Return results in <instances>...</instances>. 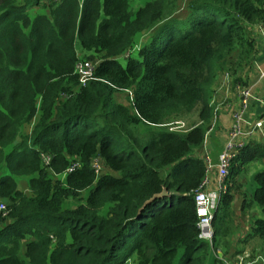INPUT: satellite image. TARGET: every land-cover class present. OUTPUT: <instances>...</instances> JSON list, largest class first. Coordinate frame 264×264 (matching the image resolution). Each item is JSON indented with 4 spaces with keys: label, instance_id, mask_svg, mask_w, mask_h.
Listing matches in <instances>:
<instances>
[{
    "label": "trees",
    "instance_id": "1",
    "mask_svg": "<svg viewBox=\"0 0 264 264\" xmlns=\"http://www.w3.org/2000/svg\"><path fill=\"white\" fill-rule=\"evenodd\" d=\"M179 2L0 0V264H171L179 247L177 264H205L234 236L264 240V215L241 234L232 225L236 172L264 163V139L248 137L231 158L210 243L197 236L193 201L212 84L223 70L248 83L264 0H187L181 16ZM82 58L93 63L84 83ZM127 89L128 104L114 98ZM195 105L197 122L174 127ZM94 158L107 170L95 172ZM252 177L241 212L264 211V165Z\"/></svg>",
    "mask_w": 264,
    "mask_h": 264
},
{
    "label": "crops",
    "instance_id": "2",
    "mask_svg": "<svg viewBox=\"0 0 264 264\" xmlns=\"http://www.w3.org/2000/svg\"><path fill=\"white\" fill-rule=\"evenodd\" d=\"M255 39H256V56L254 57V65L253 73L248 78V84L251 88L252 96L250 98L248 108L243 112V118L249 121L254 120V118L264 115V21L260 22L258 26L255 27ZM234 85L231 90L226 92L215 90V82L212 84V91L209 97V104L212 107V117L209 127L205 131V135L202 141V144L197 150L196 154L202 158V153H206L210 160V168H209V179L205 184V188L208 190H215L216 188V160L218 151L221 149L225 142L226 131L229 128L232 119L231 112L233 107L238 102V94L233 91ZM129 90V89H127ZM130 93V92H129ZM217 105V108H216ZM196 115H197V105H195ZM192 121H196V116L193 115ZM197 122V121H196ZM246 122H244L245 124ZM251 136L258 137L264 139V132L260 133L258 131L254 132ZM203 160V158H202ZM256 160L249 161L245 168L243 169L247 175L251 176L253 169L255 168ZM205 163V161L203 160ZM208 178V177H207ZM239 179V178H238ZM250 188V187H249ZM256 208L254 205L247 209V211L253 210L256 212ZM233 211L235 213L240 212L241 209L238 208L236 210L235 205H233ZM238 213V214H240ZM241 215V214H240ZM248 226V222L245 224ZM235 237V236H234ZM234 237L231 238L229 249L226 253H222L219 248H216L213 252V260L216 256L221 260V263L218 261L212 262L213 264H224V259H230L233 263H235V254L238 252L247 251L253 256H263L262 251V243L260 238L251 237L246 243H237L234 242ZM258 240L259 243L256 245H251L252 240ZM237 246H242V251H238L231 255V252L235 250ZM264 257V256H263ZM252 264H264V261L261 258H257Z\"/></svg>",
    "mask_w": 264,
    "mask_h": 264
},
{
    "label": "built area",
    "instance_id": "3",
    "mask_svg": "<svg viewBox=\"0 0 264 264\" xmlns=\"http://www.w3.org/2000/svg\"><path fill=\"white\" fill-rule=\"evenodd\" d=\"M127 55V53H125ZM74 70L78 74L79 82L84 81L91 75L93 70V63L85 58L79 59L74 65ZM238 90V102L233 107L231 112L232 122L226 131L225 142L218 151L216 160V188L215 190H208L205 184L208 181L206 171L210 168V160L206 153H202V158L205 161V169L203 177L193 191V201L196 214V225L198 228L197 236L206 240L208 243L212 239L211 217L213 210L217 204L218 196L226 187V174L231 163V158L234 156L237 149L242 146L248 137L254 132H264V115L254 118L249 121L243 118V112L248 108L250 98L252 96L251 88L248 83H236ZM244 122H246L244 124ZM264 138V136H263ZM47 159L46 156L43 157ZM100 163L98 158L92 160V167L95 172L98 171ZM0 210L5 211L4 203H0ZM257 258L264 261V257L257 255L251 257L249 252L242 251L235 254V263L230 259H224V264H252Z\"/></svg>",
    "mask_w": 264,
    "mask_h": 264
},
{
    "label": "rangeland",
    "instance_id": "4",
    "mask_svg": "<svg viewBox=\"0 0 264 264\" xmlns=\"http://www.w3.org/2000/svg\"><path fill=\"white\" fill-rule=\"evenodd\" d=\"M145 1L147 0H129V4H130V9L131 10H134L136 7H138L139 5H142ZM186 2L187 0H182V2H179L180 3V7L179 9L177 10V12L174 13V15H178V16H181L185 11H186ZM259 23L257 25H255L253 27V31H255V27L258 26ZM152 33V30H147L143 33H141L140 35H137L136 38H135V41H134V44L132 46V48H130L126 53L128 54L129 52H131L132 49L134 48H139L144 42H146L147 40V37H149V35ZM76 48L77 50L79 51V55H82L83 53L87 52L85 50H82L81 48H79L78 44L76 45ZM117 60L121 63V64H124L125 62V58L122 57V56H118L117 57ZM255 68V65H254V62H253V65H251L250 67L249 66H245L243 68V71H244V75H242L245 79H247V81L249 80L248 78L250 77V75L253 73V69ZM242 74V72H241ZM217 81L215 82V90H218V91H222L225 93L230 91L232 86L234 85V88H233V91L234 93L237 92L238 93V90H237V87H236V83H242V82H239V81H233L232 80V77H231V72L228 71V70H223L219 77L216 79ZM129 92L130 90H126L125 92H119V93H115L114 95V98L120 102H123L124 104H128L127 102V96H129ZM216 108H217V105H216ZM196 109H193L185 114H183L180 119H176L172 124L174 127L176 128H182L186 125H188L190 122H192L193 119V115L196 116ZM140 127V126H139ZM259 161V163H258ZM98 162L100 163L99 159H98ZM255 163H258L256 164L255 168L253 169L252 173H251V176L247 175V173H245L244 170H242V168L236 172V177H238V182L240 183L238 186H236L235 188V191H234V197H233V203L235 205V208L237 210L238 208V203L240 201L239 197H240V192L243 188H248L250 187V189H252L254 186H255V183L256 181L254 180V178L252 177V174L255 172V170L257 169H260L261 167H263L264 163L262 161H260L259 159L256 160ZM102 170H107L105 167H103L101 164L99 165V169L97 172H100ZM206 175L208 176V179H209V170L206 171ZM21 187H25L24 184L21 183ZM87 188L82 190V193L81 195H85L86 192H87ZM5 201L0 199V203H4ZM76 203V200L74 199H67L65 205L66 206H72ZM5 205V203H4ZM256 208V212H254L253 210L251 211H246L243 210L241 213V215H239L238 213H236L235 215L232 213V219H233V227H234V231L238 232V233H242L244 232L245 230H247V226L245 227V224L247 222H249L250 220V215H253L252 217H256V215H264V211L262 210V208L259 206V205H254ZM106 207H107V204L103 205L100 209H99V212L101 214L105 213V210H106ZM234 212V211H233ZM249 218V220H248ZM231 237H232V234H231ZM260 238L261 240V243L263 244L264 243V240L263 238H261L260 236H256V238ZM258 242V240H252L251 241V245H256ZM220 249V251L222 252L223 251V248L221 246L217 247ZM181 252V248L179 247L176 251V254L172 260V263L171 264H177V260H178V256ZM213 255H214V252L212 251V249H208V252H207V255H206V258H205V264H213L212 262H214L213 260ZM130 261L128 263H125V264H133L134 262V257H130L129 259Z\"/></svg>",
    "mask_w": 264,
    "mask_h": 264
},
{
    "label": "water",
    "instance_id": "5",
    "mask_svg": "<svg viewBox=\"0 0 264 264\" xmlns=\"http://www.w3.org/2000/svg\"><path fill=\"white\" fill-rule=\"evenodd\" d=\"M158 194L159 195L167 194V191L165 190V188H162Z\"/></svg>",
    "mask_w": 264,
    "mask_h": 264
}]
</instances>
